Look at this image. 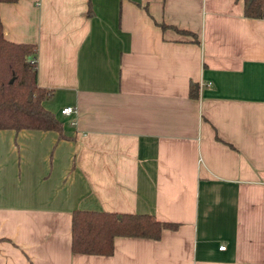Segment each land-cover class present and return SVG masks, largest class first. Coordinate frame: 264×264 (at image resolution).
Here are the masks:
<instances>
[{"label":"crops","instance_id":"1","mask_svg":"<svg viewBox=\"0 0 264 264\" xmlns=\"http://www.w3.org/2000/svg\"><path fill=\"white\" fill-rule=\"evenodd\" d=\"M243 9L0 4L4 37L36 46L43 105L65 135L0 129V264H264V19ZM66 105L75 113L61 114ZM77 208L176 226L157 239L115 236L111 254L78 253Z\"/></svg>","mask_w":264,"mask_h":264},{"label":"trees","instance_id":"2","mask_svg":"<svg viewBox=\"0 0 264 264\" xmlns=\"http://www.w3.org/2000/svg\"><path fill=\"white\" fill-rule=\"evenodd\" d=\"M13 1L0 0V4ZM243 13L264 19V0H244ZM35 54L34 44L7 40L0 19V129L54 130L59 138H64L62 122L43 105L51 91L37 84ZM189 94L197 95L195 84L191 83ZM71 221L72 251L105 255L112 253L115 236L157 239L163 228L176 226V223L159 220L150 213L78 208L72 211Z\"/></svg>","mask_w":264,"mask_h":264},{"label":"built area","instance_id":"3","mask_svg":"<svg viewBox=\"0 0 264 264\" xmlns=\"http://www.w3.org/2000/svg\"><path fill=\"white\" fill-rule=\"evenodd\" d=\"M60 113L66 116L71 115L75 113V107L71 105H66L60 109ZM224 247V245L219 246L220 249H224Z\"/></svg>","mask_w":264,"mask_h":264},{"label":"water","instance_id":"4","mask_svg":"<svg viewBox=\"0 0 264 264\" xmlns=\"http://www.w3.org/2000/svg\"><path fill=\"white\" fill-rule=\"evenodd\" d=\"M251 0H249V2H250Z\"/></svg>","mask_w":264,"mask_h":264}]
</instances>
